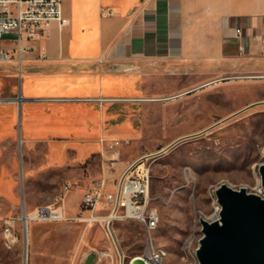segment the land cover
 Instances as JSON below:
<instances>
[{"label": "crops", "instance_id": "crops-1", "mask_svg": "<svg viewBox=\"0 0 264 264\" xmlns=\"http://www.w3.org/2000/svg\"><path fill=\"white\" fill-rule=\"evenodd\" d=\"M103 7L113 15L102 17ZM61 11L69 24L53 22L30 44L21 77L14 63H0V97H22L0 105V152L21 138L28 179L76 171L120 140L121 161L105 172L115 179L152 154L122 159L125 143L151 133L160 104L211 85L207 75L264 74V0H64ZM15 188L5 184L9 201L18 198Z\"/></svg>", "mask_w": 264, "mask_h": 264}, {"label": "rangeland", "instance_id": "rangeland-1", "mask_svg": "<svg viewBox=\"0 0 264 264\" xmlns=\"http://www.w3.org/2000/svg\"><path fill=\"white\" fill-rule=\"evenodd\" d=\"M216 77L221 78L211 80ZM207 80L211 85L160 104L151 133L140 143H125L124 161L164 150L147 162L151 205L160 217L155 230L123 219L114 220L112 235H107L101 225L78 220L81 197L101 169L100 156L76 171H48L28 179L21 138L9 152H0V162L14 158L10 171H0V217H34L26 229L27 264H83L90 253L96 255L92 264H128L151 249L165 251L162 264H197L199 221L211 220L215 189L224 183L259 194V165L264 161V74L207 75ZM8 182L15 183V203L5 197ZM66 183L71 184L64 201L67 219H42L36 210L53 205ZM18 230L22 233L20 224ZM24 239L20 234L19 244L11 249L0 238V264H24Z\"/></svg>", "mask_w": 264, "mask_h": 264}, {"label": "built area", "instance_id": "built-area-1", "mask_svg": "<svg viewBox=\"0 0 264 264\" xmlns=\"http://www.w3.org/2000/svg\"><path fill=\"white\" fill-rule=\"evenodd\" d=\"M64 0H0V63H14L21 77L22 64L25 55L30 51V44L46 36L53 22L59 28L66 27L69 21L62 16L61 6ZM102 17H110L113 10L103 7ZM241 29L235 31L237 38L241 37ZM5 35L8 47L3 44ZM264 44V37H262ZM42 58L46 55L40 52ZM211 84V83H210ZM173 97L158 98L160 101L175 99ZM22 97H0V105L20 104ZM123 141L111 140L101 153V174L93 178L84 192L79 214L80 221L87 225L97 223L101 225L107 235L111 234L114 220L133 219L142 224L148 231L155 230L160 222L158 210L151 205L150 187L151 175L148 160L157 155L150 154L141 157L127 167L117 178L110 179L106 170H112L121 161V147ZM71 184L66 183L56 195L53 205L36 210L42 219L53 221L66 220L64 216V201L70 192ZM262 195L261 191H258ZM263 196V195H262ZM54 207V208H53ZM219 212V205L214 201V213ZM20 217H0V238L10 240L11 249L20 241V234L24 237L27 222ZM201 219V218H200ZM203 219V218H202ZM200 222V221H199ZM18 224L21 225L19 233ZM186 243L184 245V250ZM158 250V249H157ZM157 250L151 249L141 256L146 264H158Z\"/></svg>", "mask_w": 264, "mask_h": 264}, {"label": "water", "instance_id": "water-1", "mask_svg": "<svg viewBox=\"0 0 264 264\" xmlns=\"http://www.w3.org/2000/svg\"><path fill=\"white\" fill-rule=\"evenodd\" d=\"M259 174L264 193V163L259 165ZM215 196L221 210L217 220L200 219L198 264H264V196L224 183L215 189ZM95 258L90 253L83 264H92ZM128 264L146 263L136 256Z\"/></svg>", "mask_w": 264, "mask_h": 264}, {"label": "bare ground", "instance_id": "bare-ground-1", "mask_svg": "<svg viewBox=\"0 0 264 264\" xmlns=\"http://www.w3.org/2000/svg\"><path fill=\"white\" fill-rule=\"evenodd\" d=\"M261 163H264V161L261 162ZM257 188H258V187H257ZM258 191H261L262 195L264 196V193H263V190H262L261 187L258 189ZM218 205H219V204H218ZM220 210H221V207L219 206V212H220ZM219 212H215V213L212 215L211 220H208V221L217 220V219L219 218ZM33 218H34V217H33L32 215H30V214H26V216H25L24 219H25V222H27V224H28V222H29L30 220H32ZM203 219H204V218H203ZM206 220H207V219H206ZM199 223H200V222H199ZM5 242H6L7 247H8V248H11V242H10V240H5ZM24 247H25V253H26L24 264H27L28 247H29V235H28V233H27V230H26V232H25ZM165 256H166L165 251L157 250V262H158V264H162V261H163V259H164ZM195 256H196V255H195ZM197 264H198V262H197Z\"/></svg>", "mask_w": 264, "mask_h": 264}]
</instances>
